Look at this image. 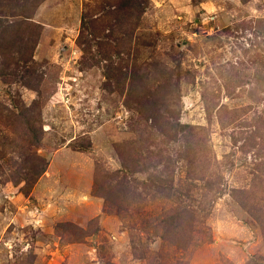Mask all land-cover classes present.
Instances as JSON below:
<instances>
[{"label":"rangeland","instance_id":"1","mask_svg":"<svg viewBox=\"0 0 264 264\" xmlns=\"http://www.w3.org/2000/svg\"><path fill=\"white\" fill-rule=\"evenodd\" d=\"M102 2L0 0V264H264V0H149L142 57L181 76L175 110L204 146L189 164L162 145L172 203L144 185L155 160L123 166L139 116L88 32L99 64L82 62ZM31 117L40 143L19 150ZM169 206L195 211L189 241L161 228Z\"/></svg>","mask_w":264,"mask_h":264},{"label":"trees","instance_id":"2","mask_svg":"<svg viewBox=\"0 0 264 264\" xmlns=\"http://www.w3.org/2000/svg\"><path fill=\"white\" fill-rule=\"evenodd\" d=\"M106 2L108 0H103L102 8L100 7L99 10L94 9L92 13H85L86 18L82 26L85 30L81 31L78 40V46L83 51L82 62L87 67L99 64L94 56H92L94 58L92 62L86 60L87 54L92 51V45L88 39L90 34L94 37L92 41L97 46L98 55L108 61L104 73L107 78L105 88L121 93L126 90L127 104L134 105L129 109L134 110L139 116L137 124L141 127L135 128L134 124L132 129L140 136L139 138L137 136L134 141L132 152H130L131 157L123 162V166L125 170H130L132 165V167H139L141 159L155 160L149 163V166L145 165L147 181L144 185L153 189L155 193H160L163 200L172 203L183 194L181 195V189L174 185L172 175L174 173H166L172 167L170 164L175 160L168 149L163 148L162 145H168L169 142H180V149L176 152L178 161L184 160L190 164L196 158L197 147H204L200 144L201 131L200 128L191 124L182 123L180 115L175 110L181 76L164 63L155 60L153 55L142 57L143 52L139 48L140 40L137 30L140 28L149 0H115L112 3L116 5L105 4ZM99 16L103 24L97 22ZM133 43L136 44L133 45ZM34 89L38 91V87ZM27 124L28 131H25L26 134L23 135L25 142L23 145L18 144L17 149L19 150H24L26 146V149L28 147L30 149L40 143L34 117L29 118ZM29 134L33 140L28 138ZM14 143L17 145L16 142ZM35 161L36 163L31 166L34 167L32 170L40 175L45 171L47 163L37 155ZM32 170H30L31 175ZM194 212L187 210L186 207L169 206V212H165L166 218L161 222V228L164 232H168L169 237L172 236L170 232L179 231L180 235L182 234V240L187 242L192 236L188 232H191V229H186V227L195 221Z\"/></svg>","mask_w":264,"mask_h":264}]
</instances>
